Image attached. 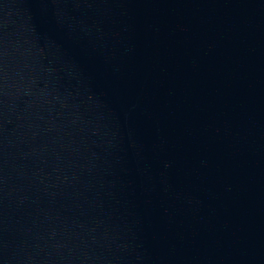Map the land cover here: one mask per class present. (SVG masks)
I'll return each instance as SVG.
<instances>
[{"label": "water", "instance_id": "obj_1", "mask_svg": "<svg viewBox=\"0 0 264 264\" xmlns=\"http://www.w3.org/2000/svg\"><path fill=\"white\" fill-rule=\"evenodd\" d=\"M0 264H264V0H0Z\"/></svg>", "mask_w": 264, "mask_h": 264}]
</instances>
